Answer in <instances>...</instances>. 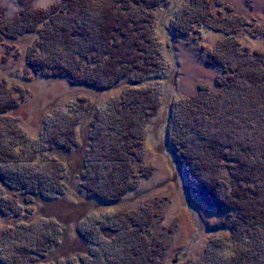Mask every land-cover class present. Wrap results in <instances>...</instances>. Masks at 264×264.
Here are the masks:
<instances>
[{"label":"rangeland","instance_id":"rangeland-1","mask_svg":"<svg viewBox=\"0 0 264 264\" xmlns=\"http://www.w3.org/2000/svg\"><path fill=\"white\" fill-rule=\"evenodd\" d=\"M187 1L162 0L154 12L159 54L155 69L143 76L133 71L110 88L74 84L69 77L54 75V65L67 72L70 68L73 73L100 69L94 62L95 53L89 54L78 69L76 64L65 63L67 59L54 64L50 54H43L48 45L43 44L45 51L41 49V33L25 34L10 44H0V101L4 98L19 103L11 115L22 128H14L21 150L14 153L7 145L9 132L14 130L6 117H0V174L12 179V184L19 181L27 186L24 193L0 186V264H29L22 261L21 254L44 246L50 247L48 253L33 264H96L111 255L109 244L116 245L119 237H126L131 230L129 217L133 215L142 219V240L149 247L143 248L139 256L151 250L150 264H246L242 260L246 254H252L254 259L249 260L253 264H264V257L261 262L257 260V253L264 251L259 246L264 235H247V231L234 234L229 228L233 222L236 224L238 213L208 205L199 191L191 192L187 186V168L181 162L173 132L174 104L195 95L200 86L219 92L215 81L223 70L208 64L209 55L229 39L224 33L201 26H195L187 36H177L173 22ZM210 2L213 11H222L223 17L238 16L251 26H264V0ZM60 3L61 0H0V10L11 20L27 7L46 10ZM38 30L42 32V28ZM249 30L247 27L246 31L230 35L235 52L264 54V36H253ZM128 87L152 90L158 107L143 126L126 181L119 188L123 190L121 196L102 200L89 192L92 185L104 190L110 184L103 161L93 153L92 136L97 133L102 113ZM72 125L76 128V143L67 151L61 145ZM2 135L6 137L3 140ZM221 174L225 181H220L222 185L213 183L212 195L225 197L224 192H229L223 186L227 173L223 169ZM59 177L65 181L66 189L56 194L53 191L61 189ZM39 185L41 189L37 190H42V195L26 196ZM123 222H127L126 231L120 230ZM52 242L55 243L50 245ZM237 250L242 255L234 259L232 253ZM31 256L29 253L28 260Z\"/></svg>","mask_w":264,"mask_h":264},{"label":"trees","instance_id":"trees-1","mask_svg":"<svg viewBox=\"0 0 264 264\" xmlns=\"http://www.w3.org/2000/svg\"><path fill=\"white\" fill-rule=\"evenodd\" d=\"M161 1L61 0L60 4L46 10L27 7L26 11L11 20L6 19L0 10V44H10L25 34L41 33V49L45 51V45H48L47 50H50L43 54H50L54 64L67 59L65 63L76 64L78 69L89 54L95 53L94 62L100 69L95 67L83 73H73L69 72L70 68L67 72L54 65V75L69 77L74 84L110 88L133 71L143 76L151 73L158 65V42L154 35L153 21L154 12ZM223 16L222 11H213L210 0H188L173 22L175 34L180 37L190 34L195 26H201L224 33L229 38L219 43L214 53L209 55L211 58L208 64L223 70L215 81V86L220 88L219 92H211L206 86H200L195 95L174 104V138L176 146L180 147L178 152L181 154V162L187 168L189 191H199L208 205L235 210L238 220L229 228H233L234 234L247 231V235H264L261 233L264 232V54H238L230 38V35L234 36L240 30L246 31L247 27L253 36H264V26L256 23L251 26L238 16ZM38 28H42V32ZM4 101V98L0 101L1 119L6 117L13 130H22L11 115L19 103ZM157 107L155 92L128 87L102 113L96 125L97 133L92 136L93 153L103 161L110 184L107 183L104 190H99V185L90 186L91 195L100 196L102 200H116L121 196L123 190L119 188L126 181L131 158L142 137L143 126L155 114ZM75 125H72L71 132L66 134V140L61 145L67 151L76 143ZM9 133L10 141L7 145L12 152H19L20 146L15 139L18 132L14 130ZM3 137L6 138L2 135V140ZM223 169L227 173L226 185L223 186L229 192H224L225 197L217 193L212 195L213 185H222ZM62 179L59 177L58 180L61 189L53 191L56 194L66 189ZM9 181L12 179H6L0 174L2 189L7 187L22 193L26 190L27 186L21 182L12 184ZM35 188L29 190L26 196L31 198L34 193L42 195V190L38 191L40 185ZM225 199L231 203H225ZM11 213L14 212L11 210ZM141 220L134 215L129 217L131 230L127 232V238L119 237L117 244L111 245L112 248L109 244L111 255H105L96 264H150L151 250L139 256L143 248L149 249L148 244L142 240L144 228ZM126 225L127 222H123L120 230H125ZM113 227L119 230L117 226ZM242 241L248 243L245 238ZM259 244L264 249V236ZM49 248L44 246L28 253L23 252L22 261L33 264L43 258ZM29 253L32 258L28 260ZM232 254L234 259L242 255L238 250ZM251 257L252 254H246L242 260L246 264H253L249 260ZM263 257L264 251L261 250L257 253L258 262ZM8 264L20 263L14 261Z\"/></svg>","mask_w":264,"mask_h":264}]
</instances>
